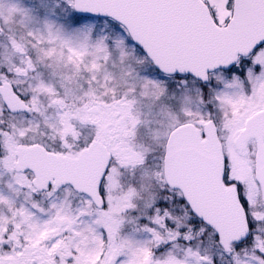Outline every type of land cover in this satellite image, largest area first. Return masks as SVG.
I'll use <instances>...</instances> for the list:
<instances>
[{
    "label": "snow or ice",
    "instance_id": "6c2138e0",
    "mask_svg": "<svg viewBox=\"0 0 264 264\" xmlns=\"http://www.w3.org/2000/svg\"><path fill=\"white\" fill-rule=\"evenodd\" d=\"M0 264H264V0H0Z\"/></svg>",
    "mask_w": 264,
    "mask_h": 264
}]
</instances>
